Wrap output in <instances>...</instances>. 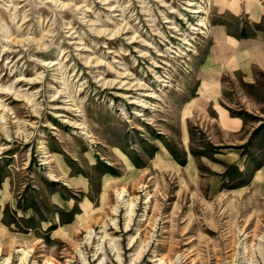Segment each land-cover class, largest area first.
Instances as JSON below:
<instances>
[{"label": "rangeland", "instance_id": "374dc122", "mask_svg": "<svg viewBox=\"0 0 264 264\" xmlns=\"http://www.w3.org/2000/svg\"><path fill=\"white\" fill-rule=\"evenodd\" d=\"M263 164L264 0H0V264H264Z\"/></svg>", "mask_w": 264, "mask_h": 264}, {"label": "crops", "instance_id": "0c3cea01", "mask_svg": "<svg viewBox=\"0 0 264 264\" xmlns=\"http://www.w3.org/2000/svg\"><path fill=\"white\" fill-rule=\"evenodd\" d=\"M233 42H235V41H233ZM231 45H232V47H231L232 55L233 54L235 55V54L239 53V49L234 48V46H235L234 44H231ZM210 70H211L210 67H208L207 70H206V73L208 74L207 79H210V77H211V75H210L211 71ZM261 170H262V172L264 171V164L255 171L256 172L255 174L259 176Z\"/></svg>", "mask_w": 264, "mask_h": 264}, {"label": "bare ground", "instance_id": "6f19581e", "mask_svg": "<svg viewBox=\"0 0 264 264\" xmlns=\"http://www.w3.org/2000/svg\"><path fill=\"white\" fill-rule=\"evenodd\" d=\"M123 191H124V190H123ZM121 194H122V193H121ZM120 196H121V195H120ZM117 197H118V196H117ZM118 199H119V198H118ZM132 205H133V204H132ZM132 205H130V206H132ZM118 206H119V205H118ZM118 206H117V207H118ZM133 207H134V206H133ZM130 213H131V212H130ZM130 215H131V214H130Z\"/></svg>", "mask_w": 264, "mask_h": 264}]
</instances>
